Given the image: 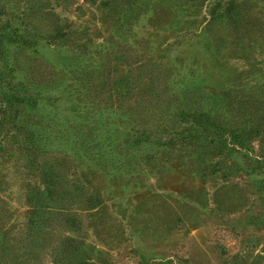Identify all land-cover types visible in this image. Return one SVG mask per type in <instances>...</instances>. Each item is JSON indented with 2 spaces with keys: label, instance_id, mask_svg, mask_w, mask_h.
Masks as SVG:
<instances>
[{
  "label": "rangeland",
  "instance_id": "1",
  "mask_svg": "<svg viewBox=\"0 0 264 264\" xmlns=\"http://www.w3.org/2000/svg\"><path fill=\"white\" fill-rule=\"evenodd\" d=\"M0 264H264V0H0Z\"/></svg>",
  "mask_w": 264,
  "mask_h": 264
},
{
  "label": "trees",
  "instance_id": "2",
  "mask_svg": "<svg viewBox=\"0 0 264 264\" xmlns=\"http://www.w3.org/2000/svg\"><path fill=\"white\" fill-rule=\"evenodd\" d=\"M127 89L128 87H126ZM80 129L74 132L75 135L81 137V143L89 145V147L100 145V142L94 137V129H91L88 125H84L82 130ZM43 182L46 184V194L50 200L54 201L53 204L55 205L52 210L47 211L48 209L44 205L47 196L44 195V191L40 192L37 198L39 206L37 208V215L34 216L33 224L31 225L32 232H35V235L37 234L38 236V241H41V239H44V234H49L57 226H60L63 228V231L57 237L58 243L55 245V249L68 250L76 248L77 244L80 243L78 233L80 228H82L81 219L83 217L76 209H82L91 197L87 195L84 188L73 178L57 175L49 181L44 177ZM58 219L60 223H57Z\"/></svg>",
  "mask_w": 264,
  "mask_h": 264
}]
</instances>
